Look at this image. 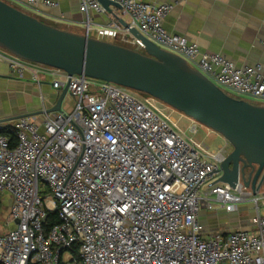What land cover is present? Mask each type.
Returning a JSON list of instances; mask_svg holds the SVG:
<instances>
[{"label": "built area", "instance_id": "1", "mask_svg": "<svg viewBox=\"0 0 264 264\" xmlns=\"http://www.w3.org/2000/svg\"><path fill=\"white\" fill-rule=\"evenodd\" d=\"M110 1L130 16V27L223 89L264 104L262 65L239 66L222 53H203L168 31L164 22L174 3ZM11 3L58 6L54 0ZM80 9L87 32L90 14L108 11L99 0H80ZM104 28L122 43L139 45L118 21ZM0 58L16 75L67 87L74 98L71 109L13 120L14 142L0 134V192L11 197L12 223L0 233V264H264V195L240 177L235 187L215 182L231 150L196 139V120L182 129L147 94L69 75L2 47ZM246 202L255 208L250 228L210 230L202 220L205 212H233ZM50 213L57 221L47 227Z\"/></svg>", "mask_w": 264, "mask_h": 264}, {"label": "water", "instance_id": "2", "mask_svg": "<svg viewBox=\"0 0 264 264\" xmlns=\"http://www.w3.org/2000/svg\"><path fill=\"white\" fill-rule=\"evenodd\" d=\"M110 10L118 2L99 0ZM139 41L136 47L61 28L7 0H0V47L69 75L114 82L150 95L221 134L232 150L216 169L215 182L235 187L239 177L256 193L264 183V104L230 95L181 55L169 51L123 22ZM68 88L45 110L0 119L15 120L63 110ZM18 222V220H15Z\"/></svg>", "mask_w": 264, "mask_h": 264}, {"label": "crops", "instance_id": "3", "mask_svg": "<svg viewBox=\"0 0 264 264\" xmlns=\"http://www.w3.org/2000/svg\"><path fill=\"white\" fill-rule=\"evenodd\" d=\"M11 2V0H7ZM56 7L39 5L23 8L37 17L61 28L76 32L87 30V15L80 9V0H54ZM153 3H174L164 25L170 32L186 37L196 43L203 53H222L239 66L262 65L264 74V0H145ZM92 26L89 34L108 41L121 42L119 34L104 28L113 21L129 23L130 16L114 5L105 13H91ZM60 93L49 80L35 83L26 75H16L8 63L0 58V119L41 111L52 105ZM72 105H62L71 109ZM39 119L42 114L37 115ZM13 120L0 122V126L11 125ZM261 195L264 190L261 189ZM240 212H228L229 229L250 228L245 224L252 218ZM239 211V210H238ZM254 214L252 215V217ZM213 214L203 213L202 220ZM223 226V225H222Z\"/></svg>", "mask_w": 264, "mask_h": 264}, {"label": "rangeland", "instance_id": "4", "mask_svg": "<svg viewBox=\"0 0 264 264\" xmlns=\"http://www.w3.org/2000/svg\"><path fill=\"white\" fill-rule=\"evenodd\" d=\"M20 6L27 9V7H25V6H22V5H20ZM20 6H18V7L21 8ZM23 8H21V9H23ZM25 9H23V10H25ZM225 90L230 95H233L236 97L246 98L249 101L254 102V103L259 102V100H256L254 98L244 96V95H242V96L238 95L236 92H234L228 88L227 89L225 88ZM142 95H144V94H142ZM141 97H143V96H141ZM145 97H146V99H148V101L151 102V104L158 106L159 111L164 113L170 119H173L174 122L176 124H178L177 126L181 127L182 129H186L187 126H189V124L191 123V120H192L191 118H189L188 116H186L182 112L172 108L171 106L167 105L163 101L156 99L150 95H147ZM73 102H74V98H70L69 96H66L64 101H63V105H65L66 103L71 105ZM195 122H196V124H198L200 126L196 135H194L196 139L203 140L207 145L210 146L211 149L217 148L218 146L221 145V146H226L227 150H232L233 146L221 134H219L218 132H216V131H214V130H212V129H210V128L202 125V124H200L198 121H195ZM261 189L264 190V183H263ZM10 203H11L10 195L7 192H0V233L7 231L12 226V223H11L10 218H9ZM240 205L245 206V208H243V210H242V213L244 215H246V217L252 218V215L255 213V208H254L253 203L246 202V203H241ZM240 209H239V211L236 210L233 212L234 213L240 212ZM207 213H208V215H210V214L214 215V217H209L207 219V226L210 230H218V229L225 228V226H226L225 223H228L231 220L230 216L228 215V212H225L221 208H217V209L209 211ZM245 226H252V222L251 221L247 222L245 224ZM226 228L229 229L231 227H226ZM224 230H226V229H224Z\"/></svg>", "mask_w": 264, "mask_h": 264}, {"label": "trees", "instance_id": "5", "mask_svg": "<svg viewBox=\"0 0 264 264\" xmlns=\"http://www.w3.org/2000/svg\"><path fill=\"white\" fill-rule=\"evenodd\" d=\"M1 133L7 134L8 136H10L11 141L14 142L16 135H15V130L13 129L12 125H7L5 127L0 126V134ZM56 221H57L56 214L50 213L45 221V225L48 227L52 225L53 223H55Z\"/></svg>", "mask_w": 264, "mask_h": 264}]
</instances>
